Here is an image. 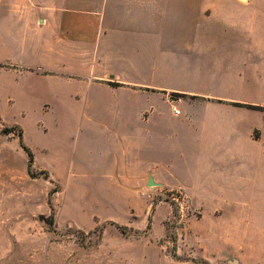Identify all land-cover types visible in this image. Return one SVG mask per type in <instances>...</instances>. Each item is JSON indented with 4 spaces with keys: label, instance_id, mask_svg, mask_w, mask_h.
Listing matches in <instances>:
<instances>
[{
    "label": "crops",
    "instance_id": "obj_1",
    "mask_svg": "<svg viewBox=\"0 0 264 264\" xmlns=\"http://www.w3.org/2000/svg\"><path fill=\"white\" fill-rule=\"evenodd\" d=\"M208 1L0 0V72L17 87L47 80L44 107L87 108L80 133L99 140L79 177L125 209L149 178L186 193L204 176L228 192L264 187V0ZM33 167L61 177L34 153Z\"/></svg>",
    "mask_w": 264,
    "mask_h": 264
},
{
    "label": "rangeland",
    "instance_id": "obj_2",
    "mask_svg": "<svg viewBox=\"0 0 264 264\" xmlns=\"http://www.w3.org/2000/svg\"><path fill=\"white\" fill-rule=\"evenodd\" d=\"M10 82L0 72V264H264V187L228 192L204 176L197 193L148 186L125 209L95 178L79 177L99 140L80 133L87 108L44 107V99L56 98L40 77L19 80L20 87ZM247 110L250 121L256 112ZM98 111L89 115L96 120ZM20 140L61 177L33 166L31 177ZM72 172L78 176L65 177ZM235 200L239 206L228 208Z\"/></svg>",
    "mask_w": 264,
    "mask_h": 264
},
{
    "label": "trees",
    "instance_id": "obj_3",
    "mask_svg": "<svg viewBox=\"0 0 264 264\" xmlns=\"http://www.w3.org/2000/svg\"><path fill=\"white\" fill-rule=\"evenodd\" d=\"M248 107H251V108H254V109H260V108H257V106H252V105H247ZM8 132H11V130H6ZM22 137V133H20ZM20 146L22 147V149L26 152L27 154V172L28 174L31 176V177H34L35 174L32 172V166H33V153L32 151L30 150L29 147H27L23 142L22 140H20ZM41 173H44L45 172L43 170L40 171ZM54 192V190L52 191ZM50 193V192H49ZM116 228L122 233V227L120 225H117L115 224ZM202 264H207V262L203 261Z\"/></svg>",
    "mask_w": 264,
    "mask_h": 264
},
{
    "label": "water",
    "instance_id": "obj_4",
    "mask_svg": "<svg viewBox=\"0 0 264 264\" xmlns=\"http://www.w3.org/2000/svg\"><path fill=\"white\" fill-rule=\"evenodd\" d=\"M147 183H148L149 186H155L156 185V183H154L151 178L148 179Z\"/></svg>",
    "mask_w": 264,
    "mask_h": 264
},
{
    "label": "built area",
    "instance_id": "obj_5",
    "mask_svg": "<svg viewBox=\"0 0 264 264\" xmlns=\"http://www.w3.org/2000/svg\"><path fill=\"white\" fill-rule=\"evenodd\" d=\"M175 114H179V110L174 109ZM173 199L177 200V197H173Z\"/></svg>",
    "mask_w": 264,
    "mask_h": 264
}]
</instances>
